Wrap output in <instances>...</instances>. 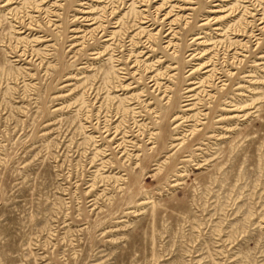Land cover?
<instances>
[{"label": "rangeland", "instance_id": "obj_1", "mask_svg": "<svg viewBox=\"0 0 264 264\" xmlns=\"http://www.w3.org/2000/svg\"><path fill=\"white\" fill-rule=\"evenodd\" d=\"M0 264H264V0H0Z\"/></svg>", "mask_w": 264, "mask_h": 264}]
</instances>
